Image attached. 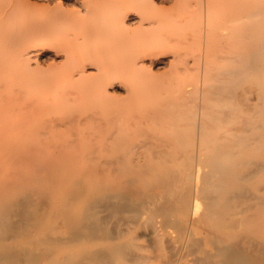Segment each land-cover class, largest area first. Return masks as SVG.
I'll list each match as a JSON object with an SVG mask.
<instances>
[{"label": "bare ground", "instance_id": "bare-ground-1", "mask_svg": "<svg viewBox=\"0 0 264 264\" xmlns=\"http://www.w3.org/2000/svg\"><path fill=\"white\" fill-rule=\"evenodd\" d=\"M0 264H264V0H0Z\"/></svg>", "mask_w": 264, "mask_h": 264}, {"label": "rangeland", "instance_id": "rangeland-1", "mask_svg": "<svg viewBox=\"0 0 264 264\" xmlns=\"http://www.w3.org/2000/svg\"><path fill=\"white\" fill-rule=\"evenodd\" d=\"M47 62H48V61H46L45 63H42L43 65L41 64V66H44V67L47 66V65H48ZM148 65H149V64H148ZM166 65H168V64H165V65H159V67H158V66H155V67H152V69L155 70V71L157 70L158 72L160 71L159 69H161V70H162V69H165V70H162V71H166V70H167ZM35 66H36V63L33 64V67H35ZM41 66H39V67H41ZM52 66H53V65H52ZM168 66H169V65H168ZM37 67H38V66H36L35 68H37ZM47 67H48V72H49V71H50V72H51V71L53 72V70H54V72H55L56 69L59 68V66H58V68L55 66V69H54V68H49V67H51V66H47ZM47 67H45L46 69H45V68H42V69L39 68V69L42 70L41 72H44V74H45V73L47 72ZM53 67H54V66H53ZM147 67H148V66H147ZM165 67H166V68H165ZM60 68H61V66H60ZM60 68H59V70H60ZM148 68H149V67H148ZM150 68H151V66H150ZM168 68H169V67H168ZM44 69H45V71H44ZM144 69L147 70V68H144ZM155 71H153V72H155ZM157 71H156V72H157ZM160 73H161V71H160ZM120 78H121V77H120ZM121 79H122V78H121ZM133 80H134V79H133ZM119 93H120V92H119ZM94 95H95V94H94ZM96 95H97V94H96ZM96 95H95V96H96ZM116 95H118V94H116ZM119 95H120L119 97H121V96H123L124 94H123V95L119 94ZM95 96H94V98H95ZM90 97L93 98L92 94L90 95Z\"/></svg>", "mask_w": 264, "mask_h": 264}]
</instances>
